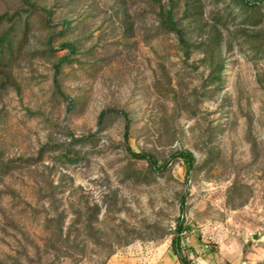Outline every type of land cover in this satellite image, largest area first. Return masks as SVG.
Returning <instances> with one entry per match:
<instances>
[{"label":"rangeland","instance_id":"rangeland-1","mask_svg":"<svg viewBox=\"0 0 264 264\" xmlns=\"http://www.w3.org/2000/svg\"><path fill=\"white\" fill-rule=\"evenodd\" d=\"M35 1L54 12L56 31L63 19L75 25L63 39L78 45L77 62L64 67L60 89L81 104L66 112L53 84L55 59L40 55L16 68V88L2 92L0 264H180L168 233L181 216V197L192 229L182 248L190 264H264V50L256 54L239 36V17L220 29L227 65L215 88L205 85L212 68L204 57L193 49L185 58L175 35L158 28L168 0ZM192 1L174 0L172 12L199 42L224 5L198 0V18ZM19 5L0 0V13ZM254 30L253 41L264 45V18ZM60 41L52 46L58 57L66 53ZM108 110L127 114L126 140L122 115L98 128ZM93 133L97 152L63 166L54 145L67 143V134ZM126 147L159 163L189 151L196 169L187 177L174 159L163 175L134 184L129 175L146 163ZM94 207L97 244L83 223Z\"/></svg>","mask_w":264,"mask_h":264},{"label":"trees","instance_id":"trees-1","mask_svg":"<svg viewBox=\"0 0 264 264\" xmlns=\"http://www.w3.org/2000/svg\"><path fill=\"white\" fill-rule=\"evenodd\" d=\"M173 1L174 0H168L170 6L169 9L164 10L161 8L159 10L158 28H161L164 33L172 32L175 35L180 50L185 58H188L192 50L195 49L209 63L212 69L205 85L209 84L215 86V88H219L224 83L220 77V72L224 68L223 66L227 64H224L221 58L222 37L220 29L228 28L226 27V24L232 22L235 18L239 17V29L236 32L242 37L246 45H248V47L256 54L263 52L264 45H261L262 43L256 44L253 41V38L260 35L259 31L254 30V28L262 24L264 18V0H228L227 3L225 0H212L215 5L223 3V12H219L218 10V12L212 16L213 22L210 26L209 33L205 39H202L199 42L191 41L187 37L188 31L180 26L179 22L174 18L172 12ZM197 1L198 0H194L191 3L193 8L192 13L195 17L198 16V18H200L203 14L199 9L200 6L197 4ZM19 3L20 5L18 8L0 13V99L3 91L9 87L16 88L17 86L13 76L14 70L19 68L23 62H30L31 59L40 55L47 60L55 59V62L51 64V67L56 94L67 102V113L71 114L77 111L81 104V99L69 98L60 89V76L64 73V67L71 65L72 62H77L75 54L78 52V45L74 41L63 39L72 33L71 31L75 25H72V21L63 19L60 23L62 28L60 31H56L57 27L53 24L52 19L54 15L53 11L41 6L35 0H19ZM198 18L193 20H200ZM129 31L130 26L125 23L124 33L128 34ZM55 38H61L59 49L66 51L64 55L59 57L56 55L55 49L52 47ZM33 42L40 43L39 47L34 46ZM93 66V64L89 65L90 68ZM84 68L85 67L81 65L78 67L79 70H83ZM113 114L122 115L124 117V138L126 140L129 119L127 114L122 111L117 112L108 110L101 112L97 120V126L99 129L105 128V124L111 120ZM222 130L221 126L214 128V135L219 134ZM95 135L96 134L93 133L76 137L72 134H67V143L66 141H63L59 145H54L55 148L57 147L60 149L63 166L67 167L85 162L88 159V156L96 153L98 139ZM125 151L131 159L146 163L144 171L132 173L131 176L129 175L128 178L131 177L134 184L146 183L156 176L163 175V172L168 170L170 161L174 159L182 161L185 168V175L187 177L196 169L195 159L189 151H175L170 159L162 163H159L153 155L146 152L135 153L128 147H126ZM4 165L5 164L0 161V167ZM184 204V198L181 197V216L175 220L174 228L168 234L171 235L172 254L177 257L180 264H190V261H188L182 253V248L184 246L183 235L192 230L190 225L186 224L183 217L185 213ZM98 213L99 208L94 207L89 210L86 218L83 219L84 229L88 232L87 238H89V240H92V238L96 239V244L101 241L99 237L93 235V227L90 223L94 220L93 216ZM61 220V217L57 219V224H61ZM94 233L98 234V230ZM58 238L61 241L60 233ZM106 256H110V253H107Z\"/></svg>","mask_w":264,"mask_h":264}]
</instances>
